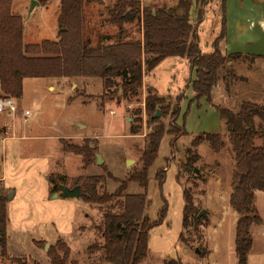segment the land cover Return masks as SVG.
Returning <instances> with one entry per match:
<instances>
[{
  "label": "rangeland",
  "instance_id": "1",
  "mask_svg": "<svg viewBox=\"0 0 264 264\" xmlns=\"http://www.w3.org/2000/svg\"><path fill=\"white\" fill-rule=\"evenodd\" d=\"M32 1L13 0L12 4V13L23 18L24 44L56 40L61 0H48L44 4L37 0L39 4L30 12ZM139 1L142 6L157 7L177 2ZM220 1L207 2L204 18L198 24L199 46L204 53L212 51L211 43L220 32ZM128 7L124 9L129 11ZM119 8L120 0H86L83 35L88 46L143 40L141 15L133 19L128 12L130 18L119 25L111 19ZM187 62L180 57L164 59L145 73L137 93L127 96L121 88L118 96H105L103 80L97 77L26 78L21 99L10 100L16 107L13 112L5 101L8 99L0 96V186L7 198L12 192L7 203L8 257L2 259V264H12L9 258L16 257L28 264H52L48 253L58 240L71 249L67 264H106L102 251L87 248L103 243L100 227L104 214L120 212L122 199L109 204H88L81 197H55L54 194L65 187H75L80 177L92 175L102 177L99 193L112 192L120 182L109 178L108 172L125 180L128 174L139 169L146 134L150 131L147 89L152 87L164 97V105L169 109L165 113L157 111L168 130L178 97L185 94L188 85ZM237 72L247 79L236 74L238 79L229 90L220 82L212 92L214 102L234 111L245 101L264 102V60L249 59L237 67ZM191 89L186 93H193ZM187 108L188 103L181 107L178 120L189 134L166 133L158 157L149 168L147 188L130 181L124 192V195L146 192L145 213L152 222L159 219L164 203L167 204L163 222L149 231V254L140 264H239L234 243L238 215L230 205L234 154L229 132L225 122L217 131L225 141L219 153L208 142L193 147L191 143L196 134L216 131L211 129L204 110L192 112L190 107L185 116ZM262 142L259 137L255 139L257 145ZM69 146L90 148L91 163L86 165L84 154L68 151ZM96 154L100 155L101 164L97 163ZM192 156L194 169L188 172L183 164ZM160 170H164L162 186L156 179ZM184 188L190 189L198 213L206 211L196 222L197 226L192 220L185 229ZM254 204L262 222L251 230L253 245L247 264H264L263 191L255 192ZM181 234L185 241L180 238Z\"/></svg>",
  "mask_w": 264,
  "mask_h": 264
},
{
  "label": "trees",
  "instance_id": "2",
  "mask_svg": "<svg viewBox=\"0 0 264 264\" xmlns=\"http://www.w3.org/2000/svg\"><path fill=\"white\" fill-rule=\"evenodd\" d=\"M38 1L44 4L48 0ZM208 1L177 0L173 5L157 7L142 6L139 0H120V8L113 12L112 21L121 25L127 20V12L133 19L141 15L143 40L90 47L83 35L86 0H61L57 39L27 45L23 42V18L12 13L13 0H0V96L10 100L21 99L23 81L26 78L60 77L101 78L105 96H118L119 88L127 96L136 94L142 87L145 73L151 72L164 59H186L190 68L195 71V79L191 81L194 97L188 103L185 116L193 103L206 98L225 122L229 132L234 154L230 205L238 215L235 252L238 263L247 264L253 245L251 228L262 222L254 201L256 191L264 192V102L245 101L237 111L212 103L214 87L222 82L225 89L229 90L233 81L238 79L232 65L228 63L239 59L241 55L228 54L224 49L227 39L226 0L220 1L221 28L219 35L211 43L212 51L204 53L200 49L198 24L204 18V6ZM126 5L129 6V11L124 9ZM117 78L120 79L119 83H116ZM112 87L114 89L109 91ZM184 99L185 94L182 93L178 97V104L170 118L171 126L167 130L160 117H155V114L157 109L165 113L169 107L164 105L165 99L158 95L156 89L148 88L146 112L150 131L146 134L147 143L141 156V167L128 174L125 180H119L108 172L109 178L120 182L112 192L99 193L98 186L102 177L98 175L80 177L75 184L80 186V197L88 204H109L122 199L120 212L108 211L104 214L103 225L100 227L103 243H95L87 248L89 251H102V259L106 264H140L149 254V231L163 222L167 204L164 203L159 219L152 222L145 213L146 192L130 195H124V192L130 181L147 188L149 168L158 157L160 143L166 133L181 136L189 134L184 125L177 123ZM258 137L263 141L261 145L255 143ZM173 142L171 140V144ZM204 142H208L215 153H219L225 145L219 132L196 134L191 144L198 147ZM67 150L84 154L85 164L91 163L89 156L93 155L90 148L69 146ZM191 158L183 164L188 172H193L194 169L195 157ZM156 179L162 186L164 170L158 171ZM183 196V227H189L192 220L197 226L198 210L190 189L184 188ZM7 203L6 192L0 186V264L3 258L8 257ZM180 238L185 241L183 234ZM70 254V247L58 240L51 247L48 256L52 264H67ZM201 254L205 252L201 251ZM9 259L12 264H28L19 257Z\"/></svg>",
  "mask_w": 264,
  "mask_h": 264
},
{
  "label": "crops",
  "instance_id": "3",
  "mask_svg": "<svg viewBox=\"0 0 264 264\" xmlns=\"http://www.w3.org/2000/svg\"><path fill=\"white\" fill-rule=\"evenodd\" d=\"M226 13L227 39L224 49L228 54L241 55L239 59L230 62V64L228 63V65H232L233 69L236 71L235 73L239 77H245L244 79L246 80L247 76L239 74L237 72V67L243 66L245 61L247 62L249 59H252L253 61L264 60V1L226 0ZM246 68L249 69L248 67ZM189 70L190 76L189 80H187L188 85L185 89V99L182 101L181 107L189 103L194 97V93H186L188 88L191 89V81L195 79V71L190 68V65ZM211 99L213 104L219 105L214 102L212 95ZM262 100H264V98ZM197 107H199V109ZM191 108L192 112L194 109L205 111L209 119L210 127L213 131H220V129L225 126L224 121L220 119L215 108L206 100V98L201 99L199 103H193ZM178 125H181L179 124V120ZM253 227L254 225L252 228Z\"/></svg>",
  "mask_w": 264,
  "mask_h": 264
},
{
  "label": "water",
  "instance_id": "4",
  "mask_svg": "<svg viewBox=\"0 0 264 264\" xmlns=\"http://www.w3.org/2000/svg\"><path fill=\"white\" fill-rule=\"evenodd\" d=\"M39 2L37 0H33L32 1V4H31V7H30V12L34 9V5H38ZM126 18H130V15L129 13L127 12L126 14ZM230 64V62H229ZM160 113L159 111L156 112L155 114V117H159ZM96 159H97V163L98 164H101L103 161L100 157L99 154H96ZM81 195V188L80 186H75L73 188H63L62 191L60 193H55L54 196L57 197V196H61V197H80ZM12 196V192H9L8 194V198H11ZM206 215V211L205 210H201L198 214H197V217L200 218L202 216ZM46 247H48V245H46Z\"/></svg>",
  "mask_w": 264,
  "mask_h": 264
},
{
  "label": "built area",
  "instance_id": "5",
  "mask_svg": "<svg viewBox=\"0 0 264 264\" xmlns=\"http://www.w3.org/2000/svg\"><path fill=\"white\" fill-rule=\"evenodd\" d=\"M5 101H7V103H8L9 110H11L12 112L15 111L16 107H15L14 103H12L10 101V99L5 100ZM5 101H3V102H5ZM26 113H28V111H26Z\"/></svg>",
  "mask_w": 264,
  "mask_h": 264
}]
</instances>
